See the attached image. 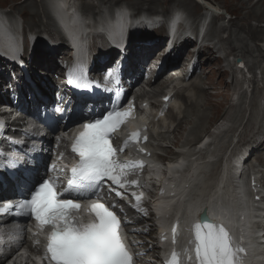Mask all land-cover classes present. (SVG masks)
<instances>
[{"label":"snow or ice","instance_id":"6c2138e0","mask_svg":"<svg viewBox=\"0 0 264 264\" xmlns=\"http://www.w3.org/2000/svg\"><path fill=\"white\" fill-rule=\"evenodd\" d=\"M108 75L111 77L112 73ZM130 112V109H114L101 118L83 123L71 146L78 162L71 168L63 192L57 190L54 180L45 179L30 190V198L0 209H18L19 214L34 218L42 230L50 229L44 257L48 264H134L133 255L120 233V219L114 211L96 202L89 208L92 218L87 223H81L74 215L81 208L77 201L97 195L107 182L119 189L141 186L136 173L144 169L143 161H121L117 152L123 149L118 150L111 143V134L120 128ZM130 137L138 142L139 133L133 132ZM117 195L122 196V193L117 191ZM142 195H135L137 206ZM175 231L174 227V235ZM192 231L194 249L192 253L185 250L189 264L193 261L194 264H242L244 249L233 245L223 225L204 219L194 224ZM179 257L173 250L169 264H181Z\"/></svg>","mask_w":264,"mask_h":264},{"label":"rangeland","instance_id":"374dc122","mask_svg":"<svg viewBox=\"0 0 264 264\" xmlns=\"http://www.w3.org/2000/svg\"><path fill=\"white\" fill-rule=\"evenodd\" d=\"M35 1H36V4L33 2V0H0V9L4 11L1 19L10 23V24H16L17 26L20 25L21 27H24V28L25 27L30 28V29L39 28V22H40L39 20H41V21H43V19L48 20V18L46 17L47 13L45 14L44 8H46L47 11H50L52 9V7L53 8H55V7H54L53 3L51 2L52 0L51 1L49 0L51 6H50L49 2L48 3L45 2V4H44L43 0H35ZM103 1H104V4H101L100 1L97 0V5H96L97 9L101 8V7H108L107 2L109 0H103ZM124 1H126V4H130V5H134V6H140L141 8L152 6L157 12L165 11L164 13H167L173 6L179 7L177 5L184 6V9L183 8L182 9L186 12V14L188 13L187 14L188 16H190V15L194 16L196 11H197V10H195V11L193 10L192 14H190V12L188 10L191 9V7H190V3H188L187 0L186 1L185 0H173V1L171 0V2H165L163 0H160V1L155 0L154 2H153V0H134V1L133 0L132 1L131 0H124ZM211 1H214L215 3H217L218 6H220L219 8H222L223 10H226L228 12L227 15H223L221 18L214 19L212 24H211V26H213V27H211L209 35H210V37H212L211 33H213L215 35V36L213 35V39H212L213 43L217 42V40L220 38L221 39L220 43H218V42L217 43L219 44V47L221 48V50H222V48L227 50V57H228V54L230 52V50H228V43H229V46H232L231 44H233L236 47H240L246 42L245 44H246L247 48L250 49V51L252 53L254 52L255 54L254 53L253 54L251 53V55L243 54L244 58L246 55L247 56L245 59H243V58L242 59L245 62H247V66L254 63L253 59L258 57V54L255 51V45L257 46V42H256V40L254 43L249 42L247 36H245L246 33H243V32H244L245 28H248L250 26L256 27V25H257V23L255 21H253L254 18H256V17H252V19H248V17H247V12H249L251 9L254 8L253 4L256 6L258 5L257 6L258 10L256 11V14L259 15V18L264 19V4L262 3L264 0H211ZM83 2H85V1H83ZM91 2H94V0H91ZM39 5H43V7L39 6ZM75 9L80 10L81 12H83L85 14H89L92 12V10L89 8L84 9L81 6V2H80V4L77 2V4L75 5ZM198 10H199V8H198ZM144 12L148 13L147 10ZM229 14L231 16H229ZM232 15H234V17H232ZM18 20H20L22 23H19ZM247 20H248V23H246ZM263 22L260 24V28H264ZM229 24H232V26H233V24H238V25L233 26L234 28H228V31L226 33H225V31H222L219 34L216 33L217 31L212 32V30L217 29L219 27V25L227 26ZM209 28H210V26H209ZM209 28H206L205 32H208ZM256 32L259 35H261V32L259 29H256ZM230 35L235 36V39L229 38ZM262 35H264V34H262ZM239 36H240V38H239ZM259 45L262 47V43H260ZM223 52L226 54V51H223ZM234 54H239V53L237 51V53H234ZM217 55H215V56H217ZM233 57H234V55L232 54L228 58H233ZM213 60H214V57L210 56L209 61H207V63L209 64V71H210L209 83L211 84V87L215 88L216 90L219 89L220 92L223 93L221 95L222 99L221 98L212 99V94H211V91L209 90L208 100H207L208 111H207V108H205L203 105V102H204V99H203L192 111L189 112L190 114L188 113V115L194 119L192 121L193 126H194L195 122L197 121V118H196L198 116L197 114H199L203 110L205 112L207 111V120L204 121V123L202 124V130L200 132L197 130L196 131L197 134H195V135L193 134L194 129H192L190 131L192 126L187 127V124L184 125V131L185 132L189 131V137L187 138V140H186L187 142L183 146H186L187 144L192 143L191 141L193 139H194L193 142L195 143V141L200 138L199 133L204 132L206 136L211 135V132L208 131L209 127L212 126L213 124L217 125V121L219 119L221 121H223L226 117H228L229 122H230V127L228 128V130L231 128L232 125H233V127H235V130L231 134L228 133L227 135H224V137L222 138V141L219 142V144H221V142H222V144L220 146H224L223 151H224V153L226 152L225 154H227L229 149L226 150L227 149L226 147H229L230 149H232L233 152H235L238 148H240V146L245 144V143L240 142L238 144V146L236 147L235 144L238 140H240L241 138L251 137L252 134L257 132V128H259V125H261L264 128V88H262V86H261L262 82H260V78L262 76H264V71L261 70L260 67H257V68H255V70L253 71V73L251 75L246 74V77L248 78V80L250 81L251 84H252V82H251L250 78L252 79V77L255 78V82H257L256 84H252V85H255L254 87L250 84L251 87L248 88L246 85L245 86L246 90L242 87L243 85L241 84L239 77L236 76V80L234 79L233 84H232L234 91L231 92L230 70H228V72L221 79L220 75H219V71H218L219 70L218 66L213 65V62H214ZM256 61L260 62L261 57H259V59H256ZM226 64H227L226 62L222 64V67H224V68H222V70H227V68L225 67ZM255 65L257 66V64H255ZM230 69H231V67H230ZM263 69H264V65H263ZM262 71H263V73H262ZM237 72H241V71H237ZM232 74H234V73L232 72ZM221 75H222V73H221ZM243 80H244V78H243ZM262 85H264V84H262ZM154 88H156V86ZM244 93H245V95H244ZM240 95L245 96V98H246L245 101L247 100L246 101L247 105H248V102H250L252 99H254V102L251 101V103L252 102L255 103V111H254L253 115H250V109H249L248 113L245 114V112L243 111L244 109H242L241 112L239 113L234 108V106H236V104L239 102V99H237V103H235V104H233L232 102H234L236 100V96L241 97ZM246 104H245V109L247 110L248 106ZM202 108H203V110L199 111ZM242 108H243V106H242ZM250 108H251V105H250ZM222 114H223V116H222ZM240 118H241L242 122L240 121ZM248 120H251V122H252L251 126L246 125V122ZM233 122H234V124H233ZM239 122L241 123V125ZM238 125H240V126H238ZM262 135H264V131H263ZM193 136L196 137V139ZM190 138H192V139L189 141ZM202 138L204 139V136ZM200 140H202V139H200ZM213 141L215 142V139ZM221 148L222 147H220L218 149V151ZM257 157H259L263 160L264 154L258 153ZM213 164L214 163L212 162V165ZM206 165H204V167Z\"/></svg>","mask_w":264,"mask_h":264},{"label":"bare ground","instance_id":"6f19581e","mask_svg":"<svg viewBox=\"0 0 264 264\" xmlns=\"http://www.w3.org/2000/svg\"><path fill=\"white\" fill-rule=\"evenodd\" d=\"M51 1V0H50ZM100 1V3L101 4H104V1L103 0H99ZM117 1H119V0H109L108 2H107V4H108V6H110L113 2H117ZM132 1V0H131ZM130 1V2H131ZM134 1V0H133ZM155 0H153V2H154ZM158 1V0H157ZM168 1H170L171 2V0H168ZM186 1V0H185ZM33 2L36 4V1L35 0H33ZM48 2H49V0H48ZM52 3H53V5H54V7H59L63 12H64V16H65V18H68V14L64 11L65 10V8H66V5L67 6H69L70 4L69 3H67V0H52L51 1ZM187 2L188 3H190V7H191V9H189L188 11L190 12V14H192V12H193V10L195 11V10H198V8H199V10H200V12H203L204 11V9H203V7L202 6H200V5H198L195 1H193V0H187ZM136 3V2H135ZM263 4H264V1L262 2ZM49 4H50V2H49ZM134 4V3H133ZM138 4V3H137ZM155 4V3H154ZM142 5V4H141ZM156 5V4H155ZM39 6H42L43 7V5H39ZM50 6H51V4H50ZM81 6L84 8V9H90V8H92V6H89V3H87V2H83V1H81ZM127 6L130 8V9H132V8H138L139 6H134V5H130V4H127ZM151 6V5H150ZM258 6V5H257ZM256 5H254L253 4V9H251L249 12H247V17H248V19H252V17H256V18H254V20L253 21H255L256 23H257V25H256V27H248V28H245V30H244V32L243 33H246V35L245 36H247V38H248V40H249V42H251V43H254L255 42V40H256V42H257V46L255 45V51L257 52V54H258V57L257 58H255V59H253V61H254V63H252V64H250V65H248L247 66V62H245L244 61V67H243V69H235V68H233L236 72L237 71H241V72H237V74H240L241 75V77H243L244 78V80H243V82H241V84L242 85H244V86H246L247 85V87L248 88H250L251 87V85L252 84H256L257 82H255V78H253L252 77V79L250 78V80H251V82H252V84L250 83V81L248 80V78L246 77V74L248 75V74H252L253 73V71L255 70V68H257V67H260L261 68V70H263L264 71V69H263V65H264V50L262 49V47L259 45L260 43H262L263 42V36L264 35H262V34H264V28H260V24L264 21V19H261V18H259V15H257L256 14V11L258 10V7H257ZM128 7H126V6H122L121 8H125V9H129ZM132 7V8H131ZM220 7V6H219ZM145 8H146V10L148 11V13H150V14H155L156 16H160V17H162V15L161 14H163V12L161 11V12H158V13H156V10L151 6V7H144V8H141V10L142 11H145ZM97 9V8H96ZM100 8H98V10H99ZM133 10V9H132ZM38 11V10H37ZM91 11V10H90ZM88 12V11H87ZM225 12H226V14H228V12L225 10ZM2 14H3V12H1L0 11V18H2ZM36 14V13H35ZM188 14V13H187ZM191 16V15H190ZM109 18H111V16L109 17ZM35 20V19H34ZM40 21V20H39ZM181 22V18L179 17L178 19H177V22L173 25V27H176L177 26V24H179ZM116 23L117 22H115L114 24H112V25H116ZM246 23H248V20H247V22ZM264 23V22H263ZM35 25V24H34ZM238 24H233V26H237ZM248 25V24H247ZM40 26V25H39ZM218 26V25H217ZM232 26V24H229V25H227V26H221V25H219V27L217 28V29H214V30H212V32L214 31V32H216V33H221L222 31H225V33L228 31V28H234ZM244 26V25H243ZM213 27V26H212ZM1 28L2 29H4L5 28V25L3 24V22L2 21H0V30H1ZM240 28V27H239ZM254 28V29H253ZM37 29V28H36ZM115 29L116 28H114V27H109L108 28V33L110 34V33H112V32H115ZM241 29V28H240ZM256 29H259L260 30V32H261V35H259L257 32H256ZM233 31V30H232ZM231 31V32H232ZM235 32V31H234ZM242 32V31H241ZM240 32V33H241ZM230 33V32H229ZM231 34V33H230ZM211 35L213 36L214 34L213 33H211ZM234 35V34H233ZM208 37H210V35L208 34L207 35ZM215 36V35H214ZM260 36V37H259ZM229 38H231V39H235V36H232V35H230L229 36ZM228 38V39H229ZM239 38H240V36H239ZM230 39V40H231ZM220 38L217 40V42L218 43H220ZM226 41V40H225ZM224 41V42H225ZM229 41V40H228ZM232 41V40H231ZM242 41V40H241ZM215 43L214 44V47L215 48H218V50H221V48L219 47V44L218 43ZM233 42V41H232ZM195 43V45H197V41L196 42H194ZM228 43V42H227ZM243 43V42H242ZM241 43V44H242ZM246 43V42H245ZM243 44L242 46H240V47H236L235 45H233V44H231L232 46H229V43H228V50H230V52H229V54H228V56L229 55H232V54H234V53H237V51H238V53H239V55H237L236 57H238V56H240L241 58H243V59H245L246 58V56L249 54V55H251V51H250V49H248L247 48V46H246V44ZM238 44V43H237ZM224 45V44H223ZM240 45V44H239ZM223 47V46H222ZM227 48V47H226ZM236 48V49H235ZM223 49V48H222ZM227 51V50H226ZM254 53V52H253ZM252 53V54H253ZM242 54V55H241ZM243 54H247L246 56H245V58H244V56H243ZM255 54V53H254ZM259 57H261V61L260 62H258V61H256V59H259ZM255 64H257V66L255 65ZM255 65V66H254ZM229 68L231 67L230 65L228 66ZM233 69H232V67H231V72H233L234 73V71H233ZM263 71H262V73H263ZM177 77L178 79H182L184 76H183V72L182 71H177L176 69H175V71H174V74L173 75H171V76H167L166 78H164L163 80H160L159 78H155L154 79V81H153V83H151V82H149L148 84H149V86L150 87H155L156 86V92H157V94L159 95V92H160V90L161 89H163L164 87H166L167 85H169V84H171L173 81H174V77ZM262 76V75H261ZM264 80V79H263ZM201 83H203L202 81H200L199 83H195V82H190L189 83V85L187 86V85H185V86H183V90L179 93V96H188L187 95V93L188 92H190L191 90H193L194 91V96H193V98L192 99H190V100H188L187 102H186V104H187V110H188V113L190 112V111H192L204 98H205V96H206V93H205V91H203L202 89H201V87H200V85H201ZM239 83V82H238ZM260 83V82H259ZM240 84V85H241ZM251 84V85H250ZM262 84H264V83H262ZM261 84V86H262V88H264V85H262ZM253 87L255 86V85H252ZM250 93V92H249ZM157 95V96H158ZM244 95H245V93H244ZM241 96V95H240ZM177 99V98H176ZM238 99H239V102L236 104V106H234V108L236 109V111H238L239 113L241 112V110L242 109H244L243 111L245 112V114H247L248 113V111H249V109H250V115H253L254 114V111H255V103H253L254 102V99H252L251 101H253L252 103H251V101L250 102H248V105L246 104L247 102V100L245 101V96H241V97H239L238 96ZM245 104L248 106L247 107V110L245 109ZM250 105H251V108H250ZM242 106H243V108H242ZM208 110V109H207ZM198 113V112H197ZM190 114V113H189ZM195 115V114H194ZM198 116L196 117L197 118V121L195 122V124H194V135L195 134H197V130L200 132L201 130H202V124H203V122L205 121V118H206V113H205V111L203 110L202 112H200L199 114H197ZM235 115V114H234ZM239 115V114H238ZM249 115V116H250ZM236 116V115H235ZM242 116V115H241ZM252 118V117H251ZM239 119V118H238ZM237 120V119H236ZM240 121H241V118H240ZM263 121V120H262ZM242 122V121H241ZM258 122V121H257ZM240 123V122H239ZM233 124H234V122H233ZM237 125V124H236ZM235 125V126H236ZM240 125H241V123H240ZM240 125H238V126H240ZM246 125H252V122H251V120H248L247 122H246ZM240 129V128H239ZM70 129H68V128H66L64 131H66V132H68ZM235 129L234 128H232V126H231V128L228 130V131H226L223 135H222V138L224 137V135H226V134H228L229 133V131H234ZM263 131H264V128L261 126V125H259V128H257V133H255L253 136H251V137H248V138H241L240 139V142H242V143H248L247 144V146L248 147H251L250 146V142H251V144L253 145L259 138H263V137H261V135H262V133H263ZM193 132V131H192ZM236 133V132H235ZM191 134V133H190ZM192 134V135H193ZM200 134V133H199ZM231 134V133H230ZM257 135V136H256ZM191 136V135H190ZM194 137V136H193ZM192 137V138H193ZM196 138V137H195ZM218 140H219V138H217ZM190 141V140H189ZM194 139L191 141L192 143H190V144H187L186 146H182V147H188L189 148V150L191 149V147L193 146V150L192 151H190L189 153H191V154H194V156H195V158L194 159H191V160H189V161H187V163H186V168H185V170H187V172H188V175L190 176L191 175V177L193 178V181L194 182H197L198 183V185H199V187H200V189H201V191L200 192H197L196 193V195H194V197H191L192 196V194H189V198H191L190 199V201H189V204H188V206L186 207V210H188V212H189V214L191 213V210L192 209H195V210H197L199 207H201L203 204H205L206 203V201H209L210 203H211V205H210V209H211V211H212V215L213 216H215L216 214H218V218H220V220L221 221H224L225 222V220H226V210L227 211H233V210H235L238 206H243V205H246L247 203H248V197H246L245 196V190L244 191H238L237 190V188L236 189H233V190H231L230 189V187H229V185L231 184V183H238V180L234 177V176H231L230 174H228L226 171H224V170H220L219 172L217 171V169L216 168H214V167H212V169H211V167H209V168H207V166H208V161L207 162H205V157L203 156L204 154H199L200 152H199V150H201V144H197V146L196 147H194ZM253 141V142H252ZM187 142V141H186ZM189 143V142H188ZM264 146V139L261 141V142H259V144L257 145V150H260L262 147ZM246 146H243L242 147V149L243 148H245ZM227 149L226 150H228L229 149V151H228V153L227 154H225L224 153V149H222V156H223V158L225 159V160H229V157L230 156H232L233 155V152H232V150H230V148L229 147H226ZM225 150V151H226ZM219 152V151H218ZM199 159H198V158ZM222 159V158H221ZM221 159L218 161V159L216 158V160H214V161H212L214 164L213 165H219L220 164V161H221ZM207 164V165H206ZM204 165H206L205 167H204ZM212 165V166H213ZM207 168V175L206 174H202V172L205 170ZM189 169V170H188ZM182 171H184V170H182ZM180 173H182V172H180ZM159 174V172L156 170V169H154V171L152 172V175H154V176H157ZM205 177H207V179L205 178ZM205 178V179H204ZM0 198H2V197H0ZM0 201H5V200H0ZM246 223H245V226H244V228H245V230H246V232H247V234H251L250 233V230H251V225H252V223H253V221H254V217L252 216V215H250V214H247L246 215ZM186 223H187V220H186ZM215 223H216V220H215ZM229 230H231V231H234V228H231V229H229ZM149 253H151V252H147L146 253V257H148V254ZM153 258V257H152ZM150 264H152V263H150Z\"/></svg>","mask_w":264,"mask_h":264},{"label":"water","instance_id":"95a60500","mask_svg":"<svg viewBox=\"0 0 264 264\" xmlns=\"http://www.w3.org/2000/svg\"><path fill=\"white\" fill-rule=\"evenodd\" d=\"M236 63H237L239 66H241V64H242L241 60H239V59L236 60ZM204 219H206L207 221H209V219L205 216V214H203V215L201 216L200 220H204Z\"/></svg>","mask_w":264,"mask_h":264}]
</instances>
